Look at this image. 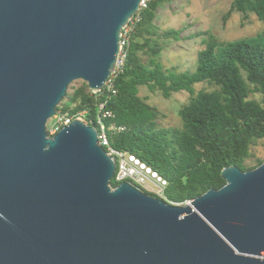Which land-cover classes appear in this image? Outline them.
I'll use <instances>...</instances> for the list:
<instances>
[{"label":"water","instance_id":"water-1","mask_svg":"<svg viewBox=\"0 0 264 264\" xmlns=\"http://www.w3.org/2000/svg\"><path fill=\"white\" fill-rule=\"evenodd\" d=\"M142 0H0V264H264V161L183 207L130 183L96 128L47 122L99 92Z\"/></svg>","mask_w":264,"mask_h":264},{"label":"trees","instance_id":"trees-1","mask_svg":"<svg viewBox=\"0 0 264 264\" xmlns=\"http://www.w3.org/2000/svg\"><path fill=\"white\" fill-rule=\"evenodd\" d=\"M174 1L146 2L122 31L121 64L108 78L109 86L93 93L75 81L56 112L84 111L87 125L100 118L108 145L151 166L167 181L165 198L184 202L220 189L222 169L248 171L264 161L246 165L254 157L252 148L264 141V44L256 38L226 42L207 36L187 70L168 68L161 61L166 41L182 31L161 28L155 18ZM233 12L242 19L253 14L264 25V0H232L222 22ZM197 85L203 87L196 90ZM140 88L163 99L186 92L188 100L178 110L181 125L160 126L163 114L139 95Z\"/></svg>","mask_w":264,"mask_h":264},{"label":"rangeland","instance_id":"rangeland-1","mask_svg":"<svg viewBox=\"0 0 264 264\" xmlns=\"http://www.w3.org/2000/svg\"><path fill=\"white\" fill-rule=\"evenodd\" d=\"M232 0H177L165 4L156 13L155 23L164 29L182 31L178 36L166 41L161 61L168 68L180 67L187 70L197 50L203 48L202 40L212 36L218 41L250 40L264 44V25L253 14L242 15L233 12L225 23L222 16L229 9ZM197 85L196 90L202 88ZM139 95L147 99V103L156 107L163 118L159 121L162 127H178L181 120L178 110L188 100L186 92L173 94L163 99L159 92L150 93L145 88L139 89ZM49 119L46 127L51 125ZM264 141L252 148L254 157L246 161L248 167H254L256 160L264 159Z\"/></svg>","mask_w":264,"mask_h":264},{"label":"built area","instance_id":"built-area-1","mask_svg":"<svg viewBox=\"0 0 264 264\" xmlns=\"http://www.w3.org/2000/svg\"><path fill=\"white\" fill-rule=\"evenodd\" d=\"M149 0H142L140 8L145 7V3ZM126 32V30H125ZM125 34L121 35V47L125 41ZM120 58V57H119ZM121 64L118 60L116 68ZM103 86H109V81H106ZM102 105L99 106V109ZM109 115V114H106ZM85 112H77L73 115H68L60 111L55 112L50 118L51 125L47 127L49 136H53L60 129L69 125L74 119L82 120L86 125ZM92 125V124H90ZM96 128L97 141L104 148L108 155L113 157L116 162L115 172L111 179V182L118 185L122 182H127L138 188L142 192L149 194L150 196L159 198L167 202L172 206L183 207L191 203V201L176 202L173 200H167L165 198V189L167 187V181L151 166L143 162L141 159L133 154H128L123 151L116 150L108 145V139L106 134V128L101 119H97L96 123L92 125ZM121 130V129H120Z\"/></svg>","mask_w":264,"mask_h":264}]
</instances>
